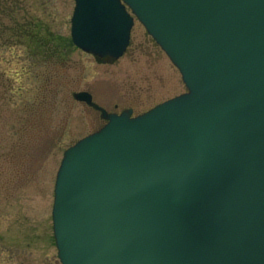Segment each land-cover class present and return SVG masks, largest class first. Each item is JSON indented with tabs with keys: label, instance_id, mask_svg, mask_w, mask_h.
<instances>
[{
	"label": "water",
	"instance_id": "1",
	"mask_svg": "<svg viewBox=\"0 0 264 264\" xmlns=\"http://www.w3.org/2000/svg\"><path fill=\"white\" fill-rule=\"evenodd\" d=\"M72 39L119 59L134 18L188 92L107 120L64 153L62 264H264V0H75Z\"/></svg>",
	"mask_w": 264,
	"mask_h": 264
},
{
	"label": "rangeland",
	"instance_id": "2",
	"mask_svg": "<svg viewBox=\"0 0 264 264\" xmlns=\"http://www.w3.org/2000/svg\"><path fill=\"white\" fill-rule=\"evenodd\" d=\"M74 8V0H0V264H61L52 221L57 171L69 147L105 124L75 93L136 116L186 92L138 21L119 59L73 46Z\"/></svg>",
	"mask_w": 264,
	"mask_h": 264
},
{
	"label": "trees",
	"instance_id": "3",
	"mask_svg": "<svg viewBox=\"0 0 264 264\" xmlns=\"http://www.w3.org/2000/svg\"><path fill=\"white\" fill-rule=\"evenodd\" d=\"M28 32V31H27ZM29 34V33H28ZM74 46V45H73Z\"/></svg>",
	"mask_w": 264,
	"mask_h": 264
}]
</instances>
